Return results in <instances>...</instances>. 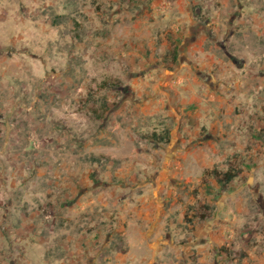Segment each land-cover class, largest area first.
<instances>
[{"label": "rangeland", "instance_id": "1", "mask_svg": "<svg viewBox=\"0 0 264 264\" xmlns=\"http://www.w3.org/2000/svg\"><path fill=\"white\" fill-rule=\"evenodd\" d=\"M0 264H264V0H0Z\"/></svg>", "mask_w": 264, "mask_h": 264}, {"label": "trees", "instance_id": "2", "mask_svg": "<svg viewBox=\"0 0 264 264\" xmlns=\"http://www.w3.org/2000/svg\"><path fill=\"white\" fill-rule=\"evenodd\" d=\"M101 86L104 88L118 87L120 86V82L119 81H103V83H101ZM152 138L156 140L157 142H168L169 131L166 130L162 135L154 134ZM240 175H241L240 170L229 169L221 174H215V179L220 184L221 189L225 190L228 184L232 182L233 180H235L236 178H238ZM206 214H209V212H205V211L202 212L200 218L204 219L206 217Z\"/></svg>", "mask_w": 264, "mask_h": 264}]
</instances>
